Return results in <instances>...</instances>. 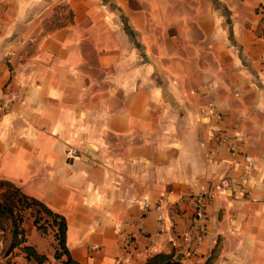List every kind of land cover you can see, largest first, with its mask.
I'll use <instances>...</instances> for the list:
<instances>
[{"label": "crops", "instance_id": "crops-1", "mask_svg": "<svg viewBox=\"0 0 264 264\" xmlns=\"http://www.w3.org/2000/svg\"><path fill=\"white\" fill-rule=\"evenodd\" d=\"M224 174L248 179L197 221L179 196ZM0 179L64 215L81 264H264V0H0Z\"/></svg>", "mask_w": 264, "mask_h": 264}, {"label": "trees", "instance_id": "trees-1", "mask_svg": "<svg viewBox=\"0 0 264 264\" xmlns=\"http://www.w3.org/2000/svg\"><path fill=\"white\" fill-rule=\"evenodd\" d=\"M72 17L69 16V20ZM29 214L33 217L34 224L43 233L52 230L56 242L54 256L65 255L64 264H81L70 255L66 244L67 222L63 214L56 212L40 199L29 195L7 179H0V252L10 255L18 249L28 260L34 264H41L46 258L40 254L33 245L25 243V230L22 225L24 218ZM9 232V238L6 233ZM7 242V243H6ZM216 249H213L205 264H211L216 257ZM169 260L168 264H186L175 257V251L170 253H156L147 258L145 264H161Z\"/></svg>", "mask_w": 264, "mask_h": 264}, {"label": "built area", "instance_id": "built-area-1", "mask_svg": "<svg viewBox=\"0 0 264 264\" xmlns=\"http://www.w3.org/2000/svg\"><path fill=\"white\" fill-rule=\"evenodd\" d=\"M211 135L216 136V141L218 144H226L228 149L237 155L243 156L244 160L246 161V166L249 168L254 164V159L248 153L243 152L239 149L237 137L234 134H229L225 131H215L213 127L211 130ZM248 179V174H242L241 176H232L229 174H224L220 177L219 182L215 186H210L205 189L196 191V192H189L185 194H181L180 198H185L188 200L194 207L196 214L198 215V220L201 221L205 215V207L210 197L216 192L218 188L223 190H234L237 188V185H244ZM169 200V192L162 191L160 193V198L154 202L150 203L149 201L143 202V209L148 210L150 208H154L159 212V220L160 222L164 221V215L166 213L164 209V204ZM195 227L199 230L198 237L201 236V231H203L204 227L200 222H198ZM129 240V239H128ZM174 244H177L175 240H173ZM176 257V256H175Z\"/></svg>", "mask_w": 264, "mask_h": 264}, {"label": "rangeland", "instance_id": "rangeland-1", "mask_svg": "<svg viewBox=\"0 0 264 264\" xmlns=\"http://www.w3.org/2000/svg\"><path fill=\"white\" fill-rule=\"evenodd\" d=\"M51 232H52V230H51ZM54 240H55V242H57L55 237H54ZM1 246H2V242L0 243V248H1ZM52 260H54V259H52ZM33 263H34V261L27 260L23 256V254L20 251H18V249H15L14 251H12V253H10V255H5V254H3V252H0V264H33ZM55 264H58V261H55Z\"/></svg>", "mask_w": 264, "mask_h": 264}, {"label": "water", "instance_id": "water-1", "mask_svg": "<svg viewBox=\"0 0 264 264\" xmlns=\"http://www.w3.org/2000/svg\"><path fill=\"white\" fill-rule=\"evenodd\" d=\"M177 256H179V254H177ZM169 263V260H164L161 262V264H168Z\"/></svg>", "mask_w": 264, "mask_h": 264}]
</instances>
